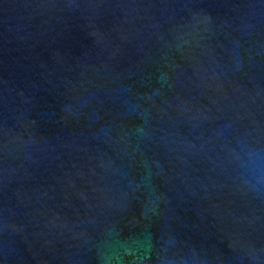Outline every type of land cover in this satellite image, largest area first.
<instances>
[{
  "label": "water",
  "instance_id": "water-1",
  "mask_svg": "<svg viewBox=\"0 0 264 264\" xmlns=\"http://www.w3.org/2000/svg\"><path fill=\"white\" fill-rule=\"evenodd\" d=\"M264 0H0V264H264Z\"/></svg>",
  "mask_w": 264,
  "mask_h": 264
},
{
  "label": "clouds",
  "instance_id": "clouds-1",
  "mask_svg": "<svg viewBox=\"0 0 264 264\" xmlns=\"http://www.w3.org/2000/svg\"><path fill=\"white\" fill-rule=\"evenodd\" d=\"M262 185H264V177H260V176H258V177L256 178V185L254 186V189H257V190H258V188H259L260 186H262Z\"/></svg>",
  "mask_w": 264,
  "mask_h": 264
}]
</instances>
